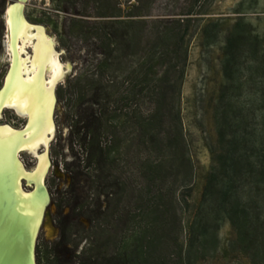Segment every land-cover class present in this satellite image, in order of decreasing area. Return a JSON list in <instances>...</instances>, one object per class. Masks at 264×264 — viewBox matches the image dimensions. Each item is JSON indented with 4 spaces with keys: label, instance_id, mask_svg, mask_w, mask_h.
I'll use <instances>...</instances> for the list:
<instances>
[{
    "label": "rangeland",
    "instance_id": "1",
    "mask_svg": "<svg viewBox=\"0 0 264 264\" xmlns=\"http://www.w3.org/2000/svg\"><path fill=\"white\" fill-rule=\"evenodd\" d=\"M16 3L0 0V90L9 71L6 14ZM23 14L30 24L46 29L61 63L70 67L55 90L56 132L45 179L50 206L36 247L59 237L53 200L68 190L67 170H76L73 153H81L71 150L72 104L65 107L58 90L82 77L80 88L88 94V84L98 80L100 52L118 43L116 61L104 76L113 101L125 94L131 74L136 78L138 67L150 59L153 75L168 74L175 92L170 107L180 115V149L190 163L178 169L179 184L173 188L183 228L178 240L186 252L183 262L175 256L174 262L264 264V0H28ZM121 107L116 102L111 108ZM132 109L138 113L143 107L134 101ZM111 116L105 137L111 148L108 168L111 183L119 184L134 168V157L147 153L131 147L136 145L135 127L121 111ZM173 120H168V127ZM0 126L22 130L26 121L5 111ZM20 161L27 171L37 163L30 154H22ZM23 185L25 191L33 190ZM69 213L66 208L64 215ZM79 223L81 232L90 228L86 218ZM211 234L217 244L209 239ZM85 245L86 241L79 252Z\"/></svg>",
    "mask_w": 264,
    "mask_h": 264
},
{
    "label": "trees",
    "instance_id": "2",
    "mask_svg": "<svg viewBox=\"0 0 264 264\" xmlns=\"http://www.w3.org/2000/svg\"><path fill=\"white\" fill-rule=\"evenodd\" d=\"M99 8L103 10V5ZM117 46L108 44L100 52L103 59L98 80L88 84V94L80 88L82 77L73 86L69 82L58 90L59 101L65 99L67 108L72 104L68 117L71 150L78 148L81 153H73L72 167L76 170H67L71 182L68 190L57 193L53 200L59 237L50 245L38 243L37 264H177L174 256L179 262L185 258V247L178 240L183 233L177 213L180 201L173 188L178 183V169L190 162L180 149L184 144L180 115L170 107L175 92L173 95L168 74L153 75L150 59L138 67L136 78L131 74L125 94L113 101L104 76L116 61L113 54ZM126 51L122 48L121 54L126 56ZM134 101L143 107L138 113L132 109ZM116 102L122 104L119 111L111 108ZM120 111L135 127L136 145L131 147L147 155L134 157V168L118 184L111 183V148L105 137L111 115ZM170 119L174 124L168 127ZM66 208L70 209L68 216L64 215ZM81 218L90 223L87 231L79 230ZM209 239L217 244L215 234ZM84 241L86 245L79 252Z\"/></svg>",
    "mask_w": 264,
    "mask_h": 264
},
{
    "label": "bare ground",
    "instance_id": "3",
    "mask_svg": "<svg viewBox=\"0 0 264 264\" xmlns=\"http://www.w3.org/2000/svg\"><path fill=\"white\" fill-rule=\"evenodd\" d=\"M26 1L6 14L9 76L0 94V118L12 111L26 126L22 130L0 126V264H35L34 245L50 206L45 179L50 168L48 149L56 132L55 90L70 71L61 63L55 40L46 29L26 21ZM22 154L36 157L33 170H26ZM24 183L33 190L25 191ZM18 236L20 247L7 242ZM23 245L29 249L28 256Z\"/></svg>",
    "mask_w": 264,
    "mask_h": 264
},
{
    "label": "water",
    "instance_id": "4",
    "mask_svg": "<svg viewBox=\"0 0 264 264\" xmlns=\"http://www.w3.org/2000/svg\"><path fill=\"white\" fill-rule=\"evenodd\" d=\"M21 2V0H18V3H16L15 4V6H17L19 3ZM25 3H27V1L25 2ZM14 6V7H15ZM8 76H9V73H8V75H7V77H6V79L5 80H7V78H8ZM4 88H5V86H4ZM4 88L0 91V94L3 92V90H4ZM19 236L18 237H16V238H14L13 240L9 237L8 239H7V242H9V244L10 245H13L14 247H20L21 246V244L19 243ZM37 239H38V237H37ZM36 239V240H37ZM36 244H37V242L35 243V245H34V249H33V257H34V259H35V264H36V255H35V253H36ZM28 245V244H27ZM23 248H24V254H26V256H28V251H29V249H27V246L26 245H23Z\"/></svg>",
    "mask_w": 264,
    "mask_h": 264
},
{
    "label": "flooded vegetation",
    "instance_id": "5",
    "mask_svg": "<svg viewBox=\"0 0 264 264\" xmlns=\"http://www.w3.org/2000/svg\"><path fill=\"white\" fill-rule=\"evenodd\" d=\"M14 6H15V4H13V5H9L10 8H13Z\"/></svg>",
    "mask_w": 264,
    "mask_h": 264
}]
</instances>
